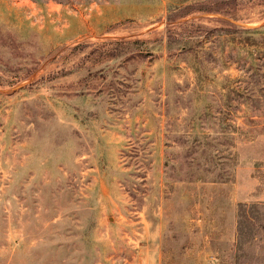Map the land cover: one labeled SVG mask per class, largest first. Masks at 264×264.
Here are the masks:
<instances>
[{
  "label": "rangeland",
  "instance_id": "rangeland-1",
  "mask_svg": "<svg viewBox=\"0 0 264 264\" xmlns=\"http://www.w3.org/2000/svg\"><path fill=\"white\" fill-rule=\"evenodd\" d=\"M0 264H264V0H0Z\"/></svg>",
  "mask_w": 264,
  "mask_h": 264
},
{
  "label": "trees",
  "instance_id": "trees-1",
  "mask_svg": "<svg viewBox=\"0 0 264 264\" xmlns=\"http://www.w3.org/2000/svg\"><path fill=\"white\" fill-rule=\"evenodd\" d=\"M255 30H259V29H255ZM184 48V47H183ZM239 92V91H238ZM230 97L233 98V94H230ZM239 104V103H236Z\"/></svg>",
  "mask_w": 264,
  "mask_h": 264
}]
</instances>
